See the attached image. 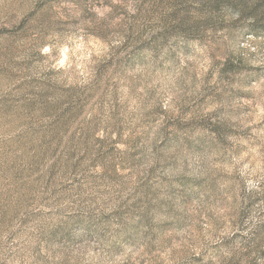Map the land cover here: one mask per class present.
Returning <instances> with one entry per match:
<instances>
[{
  "label": "rangeland",
  "instance_id": "374dc122",
  "mask_svg": "<svg viewBox=\"0 0 264 264\" xmlns=\"http://www.w3.org/2000/svg\"><path fill=\"white\" fill-rule=\"evenodd\" d=\"M0 264H264V0H0Z\"/></svg>",
  "mask_w": 264,
  "mask_h": 264
}]
</instances>
